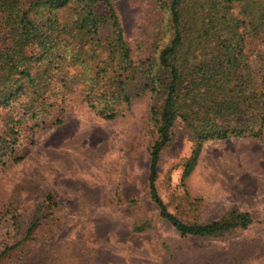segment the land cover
Instances as JSON below:
<instances>
[{
  "label": "rangeland",
  "instance_id": "obj_1",
  "mask_svg": "<svg viewBox=\"0 0 264 264\" xmlns=\"http://www.w3.org/2000/svg\"><path fill=\"white\" fill-rule=\"evenodd\" d=\"M114 2L133 58H146L157 35L155 0ZM37 10L44 11L45 4ZM97 11L103 14L104 8ZM56 13L64 22L73 9ZM12 40L0 25V46ZM262 46L250 43L253 49ZM38 49L26 46L24 52L30 58L42 54ZM48 54L44 50L33 65L43 66ZM80 87L38 127L28 114L31 96L0 105V135L17 138L21 157L0 170V264H264L262 142L207 140L188 168L193 143L180 119L172 124L156 181L168 210L199 224L234 211L251 219L245 228L182 237L158 215L148 192L149 150L156 138L150 117L157 100L145 88L129 108L107 120L81 102ZM32 221L36 226L27 234Z\"/></svg>",
  "mask_w": 264,
  "mask_h": 264
},
{
  "label": "trees",
  "instance_id": "obj_2",
  "mask_svg": "<svg viewBox=\"0 0 264 264\" xmlns=\"http://www.w3.org/2000/svg\"><path fill=\"white\" fill-rule=\"evenodd\" d=\"M26 1L0 0V25L13 38L10 46H0V105L31 96L28 114L38 127L81 85V102L111 120L146 88L157 100L151 107L156 138L149 150L147 186L158 215L182 237L247 227V212L200 224L182 221L168 210L156 181L160 153L178 119L193 143L188 168L207 140L242 137L264 144V0H155L154 50L143 59L132 56L114 0ZM39 3L45 4L41 13ZM68 7L72 17L60 22L56 12ZM253 41L263 46L250 48ZM26 46L42 54L28 58ZM48 49L46 63L34 66ZM16 143L17 138L0 135V170L21 159ZM35 226L32 221L27 234Z\"/></svg>",
  "mask_w": 264,
  "mask_h": 264
}]
</instances>
